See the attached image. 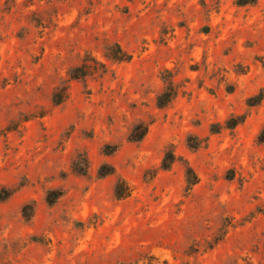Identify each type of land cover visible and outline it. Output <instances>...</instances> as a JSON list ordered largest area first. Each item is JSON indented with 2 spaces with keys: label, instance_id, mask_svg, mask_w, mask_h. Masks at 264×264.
I'll list each match as a JSON object with an SVG mask.
<instances>
[{
  "label": "rangeland",
  "instance_id": "obj_1",
  "mask_svg": "<svg viewBox=\"0 0 264 264\" xmlns=\"http://www.w3.org/2000/svg\"><path fill=\"white\" fill-rule=\"evenodd\" d=\"M262 138L264 0H0V264H264Z\"/></svg>",
  "mask_w": 264,
  "mask_h": 264
},
{
  "label": "trees",
  "instance_id": "obj_2",
  "mask_svg": "<svg viewBox=\"0 0 264 264\" xmlns=\"http://www.w3.org/2000/svg\"><path fill=\"white\" fill-rule=\"evenodd\" d=\"M246 3V2H244ZM115 51L116 53L113 55H109V57L115 61H126L128 60V55L125 54L124 52H122V50L119 48V46L115 45ZM119 55V56H118ZM83 66L77 67L72 69L69 72V77L71 80H78L81 79L85 76V72H83ZM177 92L175 90V86L173 84V82L171 81H166L165 87L163 89V91L156 97V106L159 109H162L164 107H166L176 96ZM67 93L65 89H57L53 94H52V103L55 105H58L59 103H61L63 101V99L66 97ZM239 122H236L234 125H236ZM147 131L146 126L139 124L134 126L131 131L129 132L127 139L129 142H139L140 140H142V138L145 136ZM262 136V133H261ZM264 138H262L260 141H263ZM175 157L173 154H165V156L162 159V164L161 167L162 169L166 170L169 165L174 161ZM104 167L105 166H101L99 169V173L100 176H106L109 174H112L113 170L112 168H110V170L104 171ZM192 174V178L190 180ZM186 177H187V181L190 180L189 184H194L196 182V177L193 174L192 170L190 168L187 169L186 172ZM123 182H119L116 184L115 186V196L117 198H121L124 195V191L125 188L123 189ZM125 187V186H124Z\"/></svg>",
  "mask_w": 264,
  "mask_h": 264
}]
</instances>
